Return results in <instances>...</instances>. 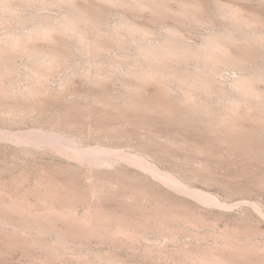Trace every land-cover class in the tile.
<instances>
[{"label": "rangeland", "instance_id": "1", "mask_svg": "<svg viewBox=\"0 0 264 264\" xmlns=\"http://www.w3.org/2000/svg\"><path fill=\"white\" fill-rule=\"evenodd\" d=\"M63 1L47 10L22 8V25L0 27V38L13 29L19 35L32 33L35 13L59 22L71 6L109 11L106 29L125 16L153 31L152 39L155 32L177 27L192 45L226 31L230 12L254 28H264V0H148L143 7L116 0ZM185 6L191 13L197 10L196 18L205 23H196L194 17L193 23H181ZM161 18L164 22H159ZM60 36L51 33L34 45L43 51L56 46L67 49L64 42L70 40ZM26 51L11 53L13 72L2 88L6 92L9 88L12 95L29 84L25 75L31 63ZM71 53L65 64L43 70L42 95L24 99L19 94L13 99L9 93L0 94V264H201L200 257L218 262L223 258L219 264H251L248 261L264 250V112L243 106L232 117L234 129L214 130L208 122L180 117L177 88L170 101L157 81L137 79L111 60ZM89 62L91 74L85 70ZM230 70L221 78L227 85L238 74ZM256 85L264 90L263 82ZM229 98L224 102L229 103ZM223 108L217 110L219 114L226 112ZM33 134L56 136L79 150L108 152L83 155ZM122 153L145 161L155 172ZM101 157L107 161H97ZM207 197L213 201L203 199Z\"/></svg>", "mask_w": 264, "mask_h": 264}, {"label": "bare ground", "instance_id": "2", "mask_svg": "<svg viewBox=\"0 0 264 264\" xmlns=\"http://www.w3.org/2000/svg\"><path fill=\"white\" fill-rule=\"evenodd\" d=\"M62 1L63 0H0V27L6 26V25L7 26L11 25V28H12V24L14 25V23L15 24L17 23V25L18 24L22 25L23 19L20 15L22 8L34 6V7L38 8L39 10H47L49 7L54 6V5L58 4L59 2L62 3ZM104 1H107V0H104ZM111 1L114 2V0H111ZM117 1H119V2L125 1L122 3L130 4V6H131V4H134V5L137 4L138 7H140V6L143 7L145 5L147 6L146 1L148 2V0H144V1H141V0H116L115 2H117ZM63 2H66V1L64 0ZM70 2H71V0H70ZM102 2H103V0H102ZM141 2H143V3H141ZM153 2H154V0H153ZM121 4H120V6H121ZM112 6H114V5L112 4ZM125 6H123V8ZM91 7H93V6H91ZM135 8H136V6H135ZM84 9H86V7L85 8L84 7L83 8H80V7L77 8V6L76 7L71 6L70 10L67 11L68 12L67 16L65 18H62V20H60L59 22H57V20H56L57 18L55 20L52 18L53 19L52 20V19L48 18L47 16H44L43 15L44 13L43 14H41V13L36 14L34 12L35 13V15L33 14L34 17H32V20L30 19L31 22H33V24H34V27H33L34 29H32L34 31L32 33L19 35L13 29V32L11 31L12 32L11 35H9L8 37L5 36L6 38H2V37L0 38V94H2L3 96L7 95V93H9L10 96L12 95L11 94L12 92L11 93L9 92V91H11V90H9V88H8L7 92L2 88V83L4 82L6 77L11 75L13 72L12 64H11V61H12L11 53H13V52H20L21 53L22 51H25V50H27L26 53L28 51H29L28 52L29 54L31 53L30 56H29V54H28V57L25 56L30 61V62L28 61L29 63L28 62L27 63L28 64L31 63L30 66L26 67V68L29 67L28 71L26 72L27 75H25V76H28V78H29V80H28L29 84L27 85L28 87L25 88V90H23L22 89L23 87H22L21 88L22 91L19 90L20 92L19 91H18L19 93L17 92L18 95L15 93L11 97V98H13L15 96V98H17L20 94L22 98L24 97V99H25L27 97L28 99H30V97H33L36 95L37 96L42 95L43 94L42 92H44V90H43L44 85L43 84H44L45 80L43 81V79H42L43 74H44L43 70L44 69L47 70V68H50V69L54 68V67L56 68L57 65H59L60 63L63 64L65 61H67L71 58V57H69V55L71 56V54H73L71 52H73L75 50V51L82 53L83 55L90 56L91 59L95 58L98 60L100 59L102 61L103 60H107V61L111 60L110 63L112 62L114 64H117L114 66H116L118 69H119V67H121V68L126 67L128 69L127 73L129 75L134 76L137 79L154 80L155 82L157 81L164 88V90H163L165 92L164 94L167 97H169L170 101H171L170 98L174 99L176 97V96L175 97H172V96H173V93L176 91V88H177L178 89L177 91H179L180 93L177 95V98H175V100L181 106L180 108H181L182 113L179 114L180 117L182 116L185 118L186 117L193 118V119H191V120H193V122H195L196 119H199V121L201 120L203 122L205 121L206 123L208 122L209 124H211L212 129H214L216 127H220V128L225 127L227 129L230 128L233 124L231 122V120H233L232 117H234L238 113L239 109L242 110L243 106L244 107L245 106H250V107L253 106L259 110L261 109L264 112V90L261 91L260 88H258V86L256 85V84H259V82L264 83V28H262V27L261 28H259V27L254 28V27L250 26L248 24V22H246V20L242 19L241 17L239 18L236 15L237 13L230 12L231 14L229 13V17L227 19H229L228 21H231V23L228 22L230 25L228 24L229 27L227 26L228 28L227 27L225 28L226 31L222 30L223 31V32L221 31L222 33H217V32L213 33V34L211 33L203 39L201 44L194 45L195 44L194 43L192 45V44L187 42V40L184 38V36L181 35V32L177 27H167L166 28L167 30L165 33L161 32L159 34H155L156 33L155 32L156 30H155L154 35L156 37H154L155 39H152L153 37H150V36H153V31H151V30L149 31L148 27L144 28V27H141L140 25H138L137 23H136L137 24L136 25L135 23H132L127 19H124L125 14L123 15L124 17H121L123 19L118 20L119 21L118 23L115 21L116 25L114 24L115 26L112 29L111 28L106 29L105 27L107 26V23L111 22V21H109L110 20L108 18L109 16L106 15L109 11L105 14L103 12L96 10L95 8H94V10L93 9L84 10ZM186 9H187V7H186ZM186 9L184 11H181V13H180L179 19L181 20V23L183 21H185V22L190 21L189 23H193V19H192L193 17L196 20V23H198V22L200 23L203 21V19L201 21L200 19L198 20V18H196V17H198L195 14V11H197V10H195L194 13L192 12L194 14L193 15L191 12H189V10H188L189 8L187 10ZM194 9H192V10H194ZM196 9H197V7H196ZM129 10H131V9H129ZM135 10H137V9H135ZM202 10H203V8H202ZM103 11H104V8H103ZM139 11H140V9H138V13H139ZM221 12H222V10H221ZM178 13H179V11H178ZM116 14H118V13H116ZM197 14H200V12H197ZM201 14H202V11H201ZM112 15H113V12H112ZM160 15H162V14H160ZM174 16H175V14H174ZM157 18L159 19V17H157ZM154 19H156V18H154ZM154 19H153V22H154V24H156ZM166 19H164V20H166ZM225 21H226V19H225ZM159 22H164V21L161 18V21L159 20ZM185 22H183V23H185ZM203 23H205V21H203L201 24H203ZM28 24H30V23L28 22ZM28 24L25 23L26 26ZM165 25H167V24H165ZM196 25H198V24H196ZM15 26H14V28H16L18 30L19 27H15ZM204 26H206V25H204ZM219 26H220V24H219ZM8 27H10V26H8ZM222 27H223V25L221 26V28ZM11 28H9V29L12 30ZM51 33L60 34L62 36L63 40L66 38L64 41L67 40V42H68V39H69L70 40L68 42L69 45H68V43H66L62 40L64 42V44L67 46V49L61 48V50H60V47L58 48L56 46L57 48L56 47L53 49L49 48L51 50L47 49L46 51H43V49H41V48L39 49L40 46L36 47L34 45L35 40L39 41L40 38L45 39V37H48ZM42 41H44V40H42ZM51 41H53V40H51ZM29 43L33 44L32 46H30V48L28 47ZM49 44H50V42H49ZM53 46H55V45H53ZM233 48L234 49L236 48L235 52L232 50ZM64 49L67 51H64ZM113 51H117V54L115 57L112 58L109 55H111V52H113ZM66 58H67V60H66ZM84 63H86V62H84ZM100 63H101V61H100ZM28 64H26V65H28ZM92 65H93L92 62H89V64L87 63V65H86L87 68H85V70L88 73H90V69L92 71V67H91ZM68 66H66V67H68ZM69 67L71 68V66H69ZM230 69H235L238 74H237L236 78L232 79L231 83L230 82L228 83L230 85H227L223 81H221V78L225 75V74L223 75V72H225L226 70L228 71ZM15 76H18V75H15ZM227 78H229V77H227ZM15 81H18V80H15ZM19 81L21 83L20 79H19ZM47 81H48V79H47ZM226 81H228V79ZM15 92H16V90H15ZM159 95H161V94H159ZM124 98H126V97L124 96ZM161 98L164 100L163 96H161ZM227 98H229V100H230L229 103L224 102V101H226ZM165 99H166V97H165ZM3 100H4V98H3ZM6 100H8V99H6ZM15 101H16V99L14 100V102ZM22 101H23V99H22ZM128 101H130V100L128 99ZM227 101H228V99H227ZM128 103H130V102H128ZM128 103H127V105H128ZM165 103H167V101L164 102V104ZM135 104H137V103H135ZM140 105H139V107H140ZM171 105H172V102H171ZM179 105H178V107H179ZM126 106H124V108ZM167 106L169 108V105H167ZM128 107H127V109H129ZM136 107H137V105H136ZM151 107L149 106L148 108H151ZM222 107H224L223 109L226 112H224V114H223V112H221L219 114V111H217V110H219ZM253 107H252V109H253ZM170 108H171V106H170ZM162 109H161V111L164 110V109L163 110ZM136 110L138 111L139 109L137 108ZM132 111H135V108L133 109V107H132ZM141 111H142V109H141ZM146 111L149 112L148 110H146ZM166 111H168V109H166ZM169 111H170V109H169ZM142 112H144V111H142ZM142 112H140V113H142ZM155 113L153 112L152 114L155 115ZM246 113H247V110H246ZM246 113H245V117H246ZM174 114H176V113H174ZM138 115H139V113H138ZM162 116L164 118V115H161V118H162ZM235 117H234V119H235ZM245 117H243V118H245ZM185 120H187V119H185ZM263 121H264V119H263ZM243 123H245V122H243ZM254 124H256V123L254 122ZM259 126H258V128H259ZM233 127H231V128H233ZM252 127L254 128L255 126L252 125ZM261 127H262V125H261ZM216 129H214V130H216ZM235 129H237V128H235ZM256 129H254V130H256ZM261 131H262V129H261ZM261 131H259V132L262 133L263 131L262 132ZM220 132H223V131L221 130ZM230 132H231V130H230ZM249 132H250V130H249ZM252 132L254 133V131H252ZM256 133L257 132H255V134H253V135H256ZM260 133H258V134H260ZM33 135L37 136L38 139L40 141H43V142L45 141V142H51V143H53V142L64 143L70 149H73L74 151H76L80 154H83V155H92V157H95V156L101 155V153H103L102 151H104V150H102V151L95 150L94 151L92 149H91V151L90 150H79L73 145L72 142H68L64 139L57 138L56 136L45 135V134H33ZM214 135H215V133H214ZM233 135H234V133H233ZM249 135H251V134H249ZM228 136H229V134H228ZM24 138H25V136H24ZM219 138L221 139L220 135L217 139H219ZM224 138H226V136ZM230 140H232V139H230ZM57 147H55V148H57ZM107 152L108 151H106V152L104 151V153H107ZM71 154H73V153H71ZM120 155L123 157L129 158L131 160H136L137 162L141 163L143 166H145L148 169L155 172L153 167H151L145 161L135 159V158L130 157V156H126L123 153ZM72 156H74V155H72ZM97 161L106 162L107 160H106V158L101 157V158H97ZM160 175L163 178H166L168 180V177L166 175H162V174H160ZM170 181H173V180H170ZM194 194L196 196L200 197V195L198 193H194ZM203 199L207 200V201H213L210 198L208 199V197L203 198ZM86 224H87V222L85 223V225ZM220 238H221V236H220ZM232 240H234V239H232ZM223 242H225V241H223ZM220 248H219V250H220ZM225 248H226V246H225ZM231 248H234V247L231 246ZM227 249L229 250L230 248L228 247ZM259 249H260V247H259ZM231 250H232V253H234L233 249H231ZM234 250H236V249L234 248ZM223 252H225V251H223ZM205 254H207V253H205ZM228 254H227V257H228ZM234 254H236V253H234ZM187 255H186V258L189 257ZM235 256L236 255H234V257ZM208 257H209V255H208ZM195 258L194 259L196 261L198 258L197 257H195ZM215 258H217V257L215 256ZM241 258L243 259L242 256H241ZM189 259L191 260V258H189ZM212 259H213V257H212ZM244 260H245V258L243 259V261ZM251 260L253 262L248 261L251 264H264V250L259 251L258 255H255L254 259H251ZM195 261H191V262L194 263ZM197 261H200L201 264H210V263L215 264L216 262H218L217 260H214V259L212 260L213 261L212 262L211 259H209V260L206 258L202 259L201 257H200V260H197ZM220 261L223 262L224 259L219 258V262ZM232 261H234V260H232ZM241 261L242 260L240 259V262ZM245 261H247V260H245ZM219 262L216 264H219ZM183 263H184V261H183ZM197 263H199V262H196L194 264H197ZM185 264H186V262H185Z\"/></svg>", "mask_w": 264, "mask_h": 264}]
</instances>
